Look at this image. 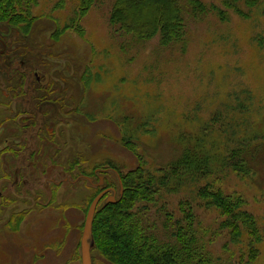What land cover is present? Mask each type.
Returning a JSON list of instances; mask_svg holds the SVG:
<instances>
[{
  "label": "rangeland",
  "instance_id": "rangeland-1",
  "mask_svg": "<svg viewBox=\"0 0 264 264\" xmlns=\"http://www.w3.org/2000/svg\"><path fill=\"white\" fill-rule=\"evenodd\" d=\"M61 1L38 0L30 41L23 44L33 63L46 52L50 65L32 63L39 73L28 81L35 76L70 106L61 112L56 105V117L26 128L25 140L9 137L10 152L18 149L15 142L24 150L17 161L8 153L10 164L1 156L11 178L0 204V264H82L83 207L96 185L75 178L106 161L123 172L136 169L138 155L122 143L126 129L155 175L182 157L190 139L215 164L209 177L184 174L180 184L160 188L153 202L136 205L157 240L175 243L177 224L187 225L185 204L200 244L217 264H264V4L245 6L249 19L227 11L223 23L215 12L192 19L183 1L186 45L164 47L160 35L143 41L113 26L114 0H94L84 14L79 3L58 7ZM201 1L222 8V0ZM57 30L59 42L52 38ZM47 129L56 133L46 136ZM240 148L247 172L222 164ZM78 155L84 162L72 167L68 162ZM105 177L117 180L113 171ZM207 187L245 200L243 210L256 218L259 240L243 227L234 237L222 225L226 217L198 195ZM26 211L18 231L10 230L12 216ZM93 256L94 264H109Z\"/></svg>",
  "mask_w": 264,
  "mask_h": 264
},
{
  "label": "trees",
  "instance_id": "trees-1",
  "mask_svg": "<svg viewBox=\"0 0 264 264\" xmlns=\"http://www.w3.org/2000/svg\"><path fill=\"white\" fill-rule=\"evenodd\" d=\"M66 1L68 0L59 2L58 7H62ZM73 1L79 3L80 14H84L94 0ZM183 1L187 3V10L192 19L215 12L223 23L229 20L227 11H233L241 18L249 19L250 14L245 12L244 7L254 9L264 4V0H222V8H220L216 5H206L201 0H114L110 23L119 27L124 34L132 35L139 40L150 41L160 35L164 47L180 43L185 47L187 31ZM37 5L38 0H0V21H8L11 26L24 29L25 35H28L34 21L31 19V12ZM78 32L83 35L82 30ZM60 34L61 32L57 30L52 36L55 42H59ZM83 80L86 81V75ZM131 131L132 129L123 130L122 143L138 155L139 166L136 169L123 172L112 161H106L97 165L89 174L83 173L75 178V180L80 177L87 180L86 177H89L96 181L94 193L83 207L86 215L93 200L99 194L107 189L119 191L121 186L123 187V197H118L119 201L116 204L106 205L105 200H102L97 208L92 228L93 264L95 259L93 255L96 253L109 264H217L218 261L200 244L193 227V215L183 209L185 204L182 210L187 225L182 227L177 224L178 229L174 232L175 243L157 240L145 224L143 214H139L138 210L135 211L137 204L153 202L160 188L180 184L184 174L192 179L209 177L215 165L211 163L212 157L203 151V148H199L198 141L193 139V142L190 139L189 143L185 144L188 146L184 149L182 157L166 166L167 168L159 169L158 175H155L146 168L147 162L143 156L138 154L137 144L133 141L134 136ZM55 133V130L49 132L47 129L46 136ZM244 151L242 148L234 151L231 159L221 161L222 164L232 166L237 172L249 171ZM84 159L83 156L78 155L68 163L75 167L82 164ZM106 171H113L117 180L107 179ZM97 173L105 177L104 186L97 185L100 182L96 179ZM198 195L226 217L222 225L230 228L234 237H239L243 227L259 240L260 230L256 218L243 210L246 202L241 196L225 195L208 187L200 190ZM26 215L28 211L14 214L8 228L18 231ZM172 222L173 218L168 217V224L174 227ZM255 256L254 252L253 258Z\"/></svg>",
  "mask_w": 264,
  "mask_h": 264
},
{
  "label": "flooded vegetation",
  "instance_id": "flooded-vegetation-1",
  "mask_svg": "<svg viewBox=\"0 0 264 264\" xmlns=\"http://www.w3.org/2000/svg\"><path fill=\"white\" fill-rule=\"evenodd\" d=\"M27 37L24 29L11 26L8 21H0V144L3 146L0 150V204L6 202L5 197H3L7 190L5 185H9L11 178L8 170H5L1 156L5 158L8 153H12L15 161H17L20 160V154L24 150L19 142H15L16 146L14 147L18 149L14 150L15 153L10 152L11 148L7 146L9 137L25 140L26 128L36 127L38 125L37 120L40 118L56 117V105L61 107V112H63V107L70 106L69 103L64 104L63 96H54L56 93L53 90L48 91L46 86H42L45 83H40L38 79L35 80V76L28 81V77L32 76L33 71L39 73L38 68L40 67L30 66L33 62L29 59L30 55H26L23 44L25 40L30 41V38ZM45 55H47L46 52L42 54L43 57L40 56L42 64L47 67ZM41 62L37 59L33 64L41 65ZM36 72L34 75H37ZM45 106L51 107V111L47 107L46 110L43 109ZM26 122L30 124L26 126ZM9 131L12 134L9 135ZM5 160L10 164L7 157ZM19 169L20 166L16 172L14 171V179L12 180L16 186L20 184L19 181L17 182V179L20 180ZM24 169L25 166H21V170ZM24 176L25 173L21 179L23 184L25 183ZM101 176L102 174L97 173L96 179L100 180Z\"/></svg>",
  "mask_w": 264,
  "mask_h": 264
},
{
  "label": "water",
  "instance_id": "water-1",
  "mask_svg": "<svg viewBox=\"0 0 264 264\" xmlns=\"http://www.w3.org/2000/svg\"><path fill=\"white\" fill-rule=\"evenodd\" d=\"M86 179L91 183L94 184V179L86 177ZM105 184V177H100V182L97 184L98 186H104ZM112 192V194H109ZM118 197H123V187L121 186L119 192L115 189H107L99 194L90 205L88 213L86 215L84 229H83V236L81 240V262L82 264H93L92 259V248L94 246V239H93V222L95 218V214L99 203L102 200H105L106 205L116 204L119 200Z\"/></svg>",
  "mask_w": 264,
  "mask_h": 264
},
{
  "label": "bare ground",
  "instance_id": "bare-ground-1",
  "mask_svg": "<svg viewBox=\"0 0 264 264\" xmlns=\"http://www.w3.org/2000/svg\"><path fill=\"white\" fill-rule=\"evenodd\" d=\"M68 59H70V58H68ZM68 59H67V60H68ZM73 59H74V60H78L77 58H73ZM69 61H70V60H69Z\"/></svg>",
  "mask_w": 264,
  "mask_h": 264
}]
</instances>
